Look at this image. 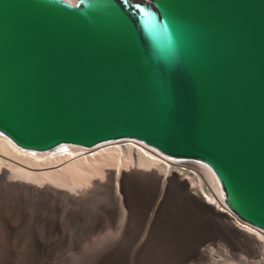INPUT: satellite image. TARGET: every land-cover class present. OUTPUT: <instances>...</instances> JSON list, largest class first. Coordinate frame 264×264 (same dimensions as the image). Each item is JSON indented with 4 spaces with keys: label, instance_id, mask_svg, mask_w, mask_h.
I'll list each match as a JSON object with an SVG mask.
<instances>
[{
    "label": "water",
    "instance_id": "95a60500",
    "mask_svg": "<svg viewBox=\"0 0 264 264\" xmlns=\"http://www.w3.org/2000/svg\"><path fill=\"white\" fill-rule=\"evenodd\" d=\"M0 133L202 162L264 231V0H0Z\"/></svg>",
    "mask_w": 264,
    "mask_h": 264
},
{
    "label": "bare ground",
    "instance_id": "6f19581e",
    "mask_svg": "<svg viewBox=\"0 0 264 264\" xmlns=\"http://www.w3.org/2000/svg\"><path fill=\"white\" fill-rule=\"evenodd\" d=\"M6 157L24 166L7 164ZM95 195L106 200L99 214L77 209L75 215L65 213L62 221L50 216L51 201L57 207L80 206ZM117 210L128 215L116 216ZM107 233L121 239L94 251L91 264H264V233L241 222L226 206L216 174L202 162L166 157L127 139L91 149L64 144L34 152L0 133V241L53 242L64 236L104 241ZM216 239L244 251L252 261L208 243ZM161 251L166 262L158 255ZM20 254L11 248L5 264H17ZM38 263L30 255L21 262Z\"/></svg>",
    "mask_w": 264,
    "mask_h": 264
},
{
    "label": "rangeland",
    "instance_id": "374dc122",
    "mask_svg": "<svg viewBox=\"0 0 264 264\" xmlns=\"http://www.w3.org/2000/svg\"><path fill=\"white\" fill-rule=\"evenodd\" d=\"M127 140H131V139H127ZM134 141H136V140H134ZM6 159H7V164L10 163V164H13V165H18V166L22 165V166H24L23 164H20V162L15 160V159L7 158V157H6ZM3 168H5V170H7V171L10 170V168H8V166H5ZM116 192H117V190H115V188H114V191H113L114 196L117 195ZM105 202H106L105 199H102L101 197L95 195L94 197H90L88 199H84L83 201H81V205H80L81 207L80 206H76V204H67V203H61L60 207L59 206L57 207V204L56 205H55V203L52 204L53 203L52 201L49 202L48 207H49V211L51 210L50 211V216L53 217V219L58 218L59 221H62V220H60V217H64V215H66L67 213L68 214L70 213L71 215H75V212L78 211L77 209L81 210L82 212H85L86 214L94 213V212L99 214L101 212L103 206L105 205ZM65 205L66 206L68 205L69 208L67 207L68 208L67 209ZM61 206H62V208H61ZM26 207H29V206L26 205ZM50 207H52V208H50ZM75 207H76V209H73ZM216 207H217V205H216ZM52 209H54L55 211L52 210ZM66 209L69 212H67ZM64 211H66V212H64ZM71 211H72V213H71ZM122 212H124V214H122V215L126 214V211L119 212L117 210L116 211V216H118L119 213L121 214ZM126 215H128V212H127ZM31 217H32L31 214H29L28 217H27L28 220H30ZM240 221L243 222L242 220H240ZM65 222L66 221H63V223H65ZM66 224H67V222H66ZM29 225H32V224L29 223ZM25 229L26 228H24L23 231ZM256 229H258V228H256ZM260 231L264 233V231H262V230H260ZM72 232L73 231H71V233ZM109 234L110 233H107V235H109ZM114 234L112 236H110V235L109 236H104L105 238L108 237L106 240L104 239L105 242L101 241V239L103 237H101V238L97 237V239H96L95 236L90 237L87 240L86 239L78 240V239H76V238H74L72 236H70V237L69 236H64L63 238H60L57 241H53V242L46 241V240H43V239H41V240H29V241H26V242L15 241V240L14 241H0V264H5L6 263L8 257H9V252H10L11 248L17 249V250H21V254H20V257H19V259L17 261V264H19V263L21 264L22 259L24 257H26V256H29V255L32 256V257L37 258V260L39 261L38 264H91L93 262V260H94L95 253H96L94 251H96L98 249H101V247L102 248L106 247L107 244H108V246H111L115 242H117V241H119L121 239L120 235L118 236V234H115V235ZM104 235H106V233ZM116 235L118 236V238H116L117 237ZM109 238H111V239H109ZM106 241H108V242H106ZM101 243H102V245H101ZM208 243L213 244L214 248H219V249L223 248V249H226V250L228 249V251L233 252L234 255L237 258H239V259L244 255L245 258L243 256L241 259L248 258V261H252L251 258L247 257V255H246V253L244 251H234V250L231 249L230 245H228L227 243H225L222 240H219V239L211 240ZM88 245L90 247H88ZM161 254L164 255L163 260L165 261L166 260V258H165L166 257V253H163L162 251L159 252V254H158L159 257H161ZM240 255H241V257H240ZM90 260H91V262H90ZM159 264H161V263H159ZM165 264H167V262Z\"/></svg>",
    "mask_w": 264,
    "mask_h": 264
},
{
    "label": "built area",
    "instance_id": "2783aa9c",
    "mask_svg": "<svg viewBox=\"0 0 264 264\" xmlns=\"http://www.w3.org/2000/svg\"><path fill=\"white\" fill-rule=\"evenodd\" d=\"M174 159H176V158H174ZM178 160H182V159H178ZM185 161V160H184ZM198 162V161H197ZM199 163V162H198ZM201 163V162H200Z\"/></svg>",
    "mask_w": 264,
    "mask_h": 264
},
{
    "label": "snow or ice",
    "instance_id": "6c2138e0",
    "mask_svg": "<svg viewBox=\"0 0 264 264\" xmlns=\"http://www.w3.org/2000/svg\"><path fill=\"white\" fill-rule=\"evenodd\" d=\"M249 231H251V229H249Z\"/></svg>",
    "mask_w": 264,
    "mask_h": 264
}]
</instances>
